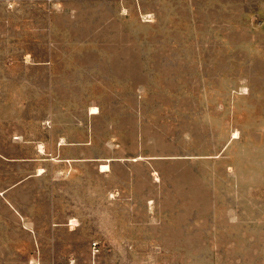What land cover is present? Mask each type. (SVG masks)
Masks as SVG:
<instances>
[{
    "label": "rangeland",
    "instance_id": "374dc122",
    "mask_svg": "<svg viewBox=\"0 0 264 264\" xmlns=\"http://www.w3.org/2000/svg\"><path fill=\"white\" fill-rule=\"evenodd\" d=\"M30 251L264 264V0H0V263Z\"/></svg>",
    "mask_w": 264,
    "mask_h": 264
},
{
    "label": "crops",
    "instance_id": "0c3cea01",
    "mask_svg": "<svg viewBox=\"0 0 264 264\" xmlns=\"http://www.w3.org/2000/svg\"><path fill=\"white\" fill-rule=\"evenodd\" d=\"M15 219V223L17 224V227H15V230L18 233H21L22 235L28 236L29 240H34L37 239V233L35 232L34 226H33V222L29 219V218H24V217H20V218H14ZM67 223L64 222L63 224L61 223H57V222H51L49 223V225H51L52 229H56L57 226L60 225H66ZM31 245H29V249H31ZM31 255L28 257L29 259L27 261H22L19 264H30L31 260H34L35 254L33 253V251H30ZM0 264H11V263H7V262H3Z\"/></svg>",
    "mask_w": 264,
    "mask_h": 264
},
{
    "label": "bare ground",
    "instance_id": "6f19581e",
    "mask_svg": "<svg viewBox=\"0 0 264 264\" xmlns=\"http://www.w3.org/2000/svg\"><path fill=\"white\" fill-rule=\"evenodd\" d=\"M106 164H103L102 166H105Z\"/></svg>",
    "mask_w": 264,
    "mask_h": 264
}]
</instances>
